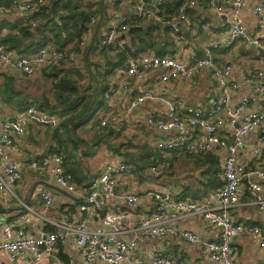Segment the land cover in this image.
Here are the masks:
<instances>
[{
    "label": "built area",
    "instance_id": "1",
    "mask_svg": "<svg viewBox=\"0 0 264 264\" xmlns=\"http://www.w3.org/2000/svg\"><path fill=\"white\" fill-rule=\"evenodd\" d=\"M125 1L131 7L130 15L112 12V23L100 49L123 50L128 42V22L138 19L172 28L180 51L164 56L150 51L130 58L125 67H118L106 94V111L95 128L111 127L120 133L128 123L133 122V115L141 106L161 102L166 107L165 113L160 114V109L154 110L151 112L153 115L146 117L148 126L166 134V137L155 141L154 148L165 155L204 156L225 152L222 163L224 184L202 201L182 200L171 191L149 189L150 182L160 181L168 170V162L151 165L143 172H133L134 167L124 160L107 161L99 176L84 188L82 203L74 212L59 218L49 216L48 211L54 207L53 193L42 194L43 212L31 207L16 194L15 186L22 180L23 173L20 164L9 159V151L15 147L16 138L26 134L28 123L58 128L62 118L40 113L34 108L17 112L14 119L5 120L0 126V158L6 161L3 172L0 170V200L5 196L10 197L22 210L19 219L25 221L31 216L40 222L42 230L39 236L14 239L13 226L0 215V229L4 235L0 240V254H8L11 262L30 256L31 262L28 264H65L60 260L59 245L72 240L82 264H199L167 253L159 240L172 237L200 247L211 264H235L233 242L242 235L253 238L264 250V232L261 228L237 222L231 214L233 208L242 205V198L247 192L253 197L250 204L264 212V169L253 163L260 161L264 153V72L256 71L253 77L246 79L251 86V95L243 96L235 105L236 94L243 87L232 77L233 65L220 66L214 59L215 51L231 48L238 42L250 48L263 47L264 0L253 8L257 19V33L254 35L249 33L243 17L245 0L211 3V12L228 30L204 46L203 57H199L193 43L179 35L189 22L187 7H193L194 2L186 3L176 18L168 20L160 15L164 0ZM34 7L33 3L15 1L11 9L0 8V14L11 10L31 14ZM95 23L96 17H92L91 24ZM32 25L35 27V23ZM202 28L209 31L208 25ZM90 36L91 32L84 37L82 47H85ZM76 58V53L66 56L53 45L43 47L34 56L22 57L7 50L0 35V63L13 66L26 77L60 62L74 63ZM203 69L213 74L220 91L219 97L211 99L207 107L193 106L182 98H168L172 82L188 87L196 73ZM136 87L141 88V95L122 107L123 99ZM122 110L124 120L121 118ZM252 135L257 137L254 145L249 141ZM245 152L250 154L243 160L242 154ZM64 165V157L55 154L34 161L31 167L39 175L50 169L56 185L75 195L77 187L73 175ZM125 180L127 190L120 187ZM143 183L148 186L138 189ZM130 186L137 189L133 191ZM118 205L131 210L118 209ZM144 205V213L133 212ZM188 217L207 220L213 229V237L206 239L181 229L178 222ZM69 264L77 262L69 258Z\"/></svg>",
    "mask_w": 264,
    "mask_h": 264
},
{
    "label": "crops",
    "instance_id": "2",
    "mask_svg": "<svg viewBox=\"0 0 264 264\" xmlns=\"http://www.w3.org/2000/svg\"><path fill=\"white\" fill-rule=\"evenodd\" d=\"M222 1L225 0H187V3H195L193 7L189 5L187 9H195L197 10V13L193 16L187 13L189 22L184 25L182 32L184 38L193 43L195 48L198 50L199 57L204 56L202 50L210 40H212L218 34L225 32V30H228V27L226 25H222L210 10L211 3L220 4ZM261 1L262 0H245L243 17L246 19L248 30L251 35L257 33V19L253 14V8ZM120 2L121 3L119 6H115L113 0H107L109 8L107 28H109L112 23V12H117L122 15H130L131 7L126 3L125 0H120ZM230 13L231 11L228 10V14ZM28 17H32V13L27 14L19 12L17 10H11L8 13L0 14V35H2L4 38L11 33L19 36L20 28L17 27V25L27 22ZM193 20L196 21L193 22ZM192 22L194 24H199L201 27L203 25H208L209 31H205L202 28L203 32L199 33V29L190 27ZM172 36L174 38L175 44L172 43L173 46L170 47L168 49V53H166L171 55L180 51V46L179 43L175 40V35L173 34ZM262 50L264 52V43ZM214 59L220 66H224L226 64L233 65L232 77H234V79H236V81H238L243 87V89L236 94V98L234 100L235 105H237L241 101L243 96L251 95V86L246 82V79L253 77L256 71L264 72V58H260L259 52L257 50L246 47L242 42L236 43V45L231 48L215 51ZM9 78H13L15 80L16 86L21 90L32 93V88L35 87L31 86V83H34V81L37 80L39 76L34 75L33 77H26L13 66H5L0 63V92L8 82ZM31 80H33V82H30ZM111 81L112 79L110 80V82ZM34 93L35 92H33V94ZM141 93V88H134L133 91L126 95V97L123 99L122 107H124L129 101L140 96ZM219 95L220 91L218 89L217 81L213 77V74L209 70L203 69L199 70L196 73L193 82L188 87L186 85H183L182 83L172 82L167 96L170 99L182 98L186 100L187 103L193 106L207 107L209 101L211 99L219 97ZM106 107L107 103L102 113L98 116V121L104 115ZM159 109L160 114H164L166 111L165 105L161 102L148 103L141 106L134 113L132 119L133 122L128 123L125 126V131L129 129H141L145 134H149L151 136V140L154 135H157V139L152 140V145L154 146L155 141L166 137V134H163L157 131L155 128L148 126L146 124V117L149 114H152L151 112H153L154 110ZM123 111L124 110H122V120L125 119ZM17 112H19L18 109L4 102L0 95V126L3 121L14 119ZM96 125H94L92 122L91 124H88L83 128L86 131H92L90 132V135L84 134V139L89 140L92 137V135L94 134L92 129L95 130L94 127ZM58 128L38 126L28 123L26 126V134L18 136L15 141V147L9 151V159L18 162L23 173L22 180L15 186L16 194L21 199L25 200L31 207L42 211V194L44 192L53 193L55 196L54 207L48 211V215L56 218L71 214L77 209L78 206H76L74 211H71L72 208L69 205H72L74 203V199H80L81 201L83 200L81 195L84 188H87L88 183L99 176L105 162H118L119 160H123L121 157L112 154L109 148L106 146L99 147L93 155H84V150L79 149L76 153H74L76 156V160L73 161V163H75L76 166H78L83 172L86 173L87 179L84 181L83 185H78L73 178V181L77 187V193L75 195H71L56 185L54 175L50 169H47L42 175H39L35 173V171L31 167V164L34 161L42 159L45 156L56 154L54 150H57L58 145L55 139V132L56 130H58ZM79 130L78 135H82L79 133ZM250 137L251 138L249 139V141L251 145L256 144L257 137L253 135ZM249 154L250 152L243 153L242 159L246 160ZM225 155L226 154L223 151L207 154V156L219 160V176L222 182V163ZM165 157L167 159L175 158L174 161L180 160L184 157L187 158L186 160L190 164V167H188L189 170L182 166V171L188 170L189 172H192L191 174L193 175H189V172L185 171L182 172V175H176L174 174V172H170L173 169L172 163L170 166V170H168L164 174L160 181L150 182L149 189L160 190L161 192L171 191L173 195L178 199L192 201H202L207 197L209 198L214 193L213 190L208 187V185H210V181H208L209 175L203 174L205 170L210 168V164L205 162V157H197V159H195V157L186 156V154L167 155ZM65 162L67 164V167L72 163H70V160H68V158L67 160L65 159ZM253 163L264 169V153L260 161H255ZM5 164L6 161L0 158V170H2V172ZM196 169L199 172H194L196 171ZM125 182L126 180L122 184H120V187L123 189H125ZM144 186H148V184L143 183L142 187L138 189L141 190ZM130 187L133 191L137 189L136 186ZM244 187H247L246 182L244 183ZM245 191L247 190L245 189ZM205 192H208L209 194L204 196L202 199L201 196H203ZM252 199V195L247 192L246 195L242 198V205L233 208L231 210V214L237 222H241L247 226H257L264 232V212L258 206L250 204ZM61 207H64V209H60ZM117 208L127 211L131 210L130 208H123V206L119 205L117 206ZM145 211V205L133 210V212L137 214L144 213ZM21 213L22 210L20 209V207L16 202H13L10 197L5 196V198L0 200V215L8 224L13 226L14 239L23 236H39L42 230V225L40 224V222L32 218L31 216L28 217L27 220L21 221L19 219ZM178 225L179 227H181V229L198 234L206 239H211L214 234L210 223L201 217L184 218L178 222ZM3 236L4 235L2 233V230L0 229V240L3 239ZM159 242L160 245L165 248L167 253L181 260L199 264H211L206 259L203 250L198 246H193L185 241L177 240L172 237L160 239ZM73 246L74 244L72 240H66L65 243H61L59 245V248L61 250L59 255L61 258L60 260L61 262H63L62 256H64L68 259H74L77 264H82V258ZM233 249L235 252V264H264V250L259 247L258 242H256L248 235H242L236 238L233 242ZM29 262H31L30 256H26L25 258L20 259L18 262H11L8 254H0V264H28Z\"/></svg>",
    "mask_w": 264,
    "mask_h": 264
},
{
    "label": "trees",
    "instance_id": "3",
    "mask_svg": "<svg viewBox=\"0 0 264 264\" xmlns=\"http://www.w3.org/2000/svg\"><path fill=\"white\" fill-rule=\"evenodd\" d=\"M15 1L33 3L35 7L32 17L27 22L17 25L20 28L19 36L11 33L3 37V44L7 50L14 51L22 57H31L43 47L53 45L66 56L76 53L77 58L74 63L60 62L36 74L39 78L52 82V97L49 94L37 95L25 92L16 86L13 78H9L0 95L4 102L17 108L19 112L34 108L40 113L62 118L55 132L58 148L54 152L64 156L66 160L68 158L70 163L72 162L68 167L65 162L64 166L73 175L77 184L83 185L87 179L86 173L73 163L76 160L74 153L79 149L84 150V155H93L99 147L106 146L112 154L132 165L133 172H143L149 166L162 161L169 163L168 170H170L175 158L167 159L165 157L167 155L154 148L153 145H146L140 152L133 151V142H124L125 129L117 133L111 127L97 130L95 126V130L92 129L94 134L89 140L84 139V135H78V130L92 122L94 125L99 123L97 115L106 106V94L115 70L118 67H125L130 58H135L150 50L160 56L166 55L168 49L173 46L172 43L175 44L172 36L175 31L153 21L130 20L126 33L128 42L123 50L100 49V44L109 30L107 28L109 18L107 0H95L94 3L87 0H42V2L39 0H0V8L11 9ZM113 3L119 6L121 2L113 0ZM186 3L187 0H164L160 15L172 20L179 15L181 7ZM187 13L193 16L197 10L189 8ZM92 17H96L94 25L91 24ZM193 22L190 27L197 28L199 33H202V27ZM32 23H35V27ZM182 31L179 33L181 36H183ZM90 32L91 36L87 44L82 47V40ZM93 56L102 57L103 61L93 60ZM99 69L103 72H99ZM186 156L195 157V159L205 157V162L210 164V168L203 172L209 175L210 185L208 187L216 192L223 186L219 176L220 162L218 159L207 155L187 154ZM208 194L205 192L201 198L203 199ZM81 203L80 199H74V203L69 205L72 208L71 211H74ZM60 209L63 210L64 207ZM62 260L65 264H69L67 257L62 256Z\"/></svg>",
    "mask_w": 264,
    "mask_h": 264
},
{
    "label": "rangeland",
    "instance_id": "4",
    "mask_svg": "<svg viewBox=\"0 0 264 264\" xmlns=\"http://www.w3.org/2000/svg\"><path fill=\"white\" fill-rule=\"evenodd\" d=\"M89 2H95V0H87ZM93 60H96V61H103V58L102 57H95L93 56L92 57ZM83 62V61H82ZM79 63H81V61H79ZM52 68V67H51ZM99 72H103L102 69H99ZM82 84V82H81ZM31 86H34L35 88H32V93L35 92V94L37 95H42V94H49L51 97H52V82L51 81H47L46 79L44 78H39L37 80L34 81V83H31ZM102 113V110L98 112V115H97V118L98 116ZM90 132H92L91 130L90 131H86L84 130L83 128L79 130V133L84 135V134H91ZM125 140L124 142H127L130 141V142H133V146L134 148L132 149L133 151H143V148L146 146V145H152V140H156L157 139V135H154L152 140L150 139L151 136L149 134H145L143 132V130L141 129H129V130H126L125 133ZM187 158H182L180 160H177V161H173V169L170 171V172H174V174H181L182 175V172H189L188 170V167H190V164L187 162L186 160ZM184 167L188 170H183L182 171V168L181 167ZM181 172V173H180ZM194 172H199L197 169L196 171ZM94 173V172H93ZM192 172H189V175H193L191 174ZM138 186V185H136ZM16 192V191H15Z\"/></svg>",
    "mask_w": 264,
    "mask_h": 264
},
{
    "label": "water",
    "instance_id": "5",
    "mask_svg": "<svg viewBox=\"0 0 264 264\" xmlns=\"http://www.w3.org/2000/svg\"><path fill=\"white\" fill-rule=\"evenodd\" d=\"M251 48L254 49V50H257L259 52V57L260 58H264V52H263L262 48L256 47V46H252Z\"/></svg>",
    "mask_w": 264,
    "mask_h": 264
}]
</instances>
